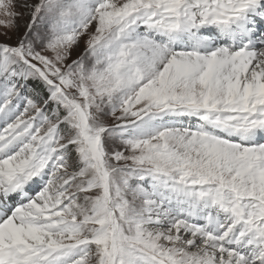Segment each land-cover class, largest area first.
I'll list each match as a JSON object with an SVG mask.
<instances>
[{"label": "snow or ice", "instance_id": "1", "mask_svg": "<svg viewBox=\"0 0 264 264\" xmlns=\"http://www.w3.org/2000/svg\"><path fill=\"white\" fill-rule=\"evenodd\" d=\"M0 264H264V0H0Z\"/></svg>", "mask_w": 264, "mask_h": 264}]
</instances>
